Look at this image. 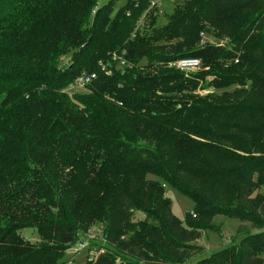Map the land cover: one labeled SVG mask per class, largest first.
Returning a JSON list of instances; mask_svg holds the SVG:
<instances>
[{
	"label": "trees",
	"instance_id": "obj_1",
	"mask_svg": "<svg viewBox=\"0 0 264 264\" xmlns=\"http://www.w3.org/2000/svg\"><path fill=\"white\" fill-rule=\"evenodd\" d=\"M96 1L0 0V264H65L93 221L107 252L88 264H262L264 0H185L161 26L151 0ZM166 186L197 213L177 219ZM198 214L241 238L206 254Z\"/></svg>",
	"mask_w": 264,
	"mask_h": 264
},
{
	"label": "rangeland",
	"instance_id": "obj_2",
	"mask_svg": "<svg viewBox=\"0 0 264 264\" xmlns=\"http://www.w3.org/2000/svg\"><path fill=\"white\" fill-rule=\"evenodd\" d=\"M108 0H97L96 6H100L106 3ZM127 0H115L113 4V11H116L120 7H122ZM185 0H156V4L152 6L150 4V8H153L155 11L156 19L155 23L157 26H161L167 22V16L173 11L174 7L183 2ZM143 26V25H142ZM224 44L226 42L225 39L216 40L214 37L208 34L201 33V39L198 44L204 43H216ZM199 58V55H196ZM117 69L124 70L125 68L130 67V64H121L118 61L114 62ZM209 79V77H208ZM232 89V87L228 88V90ZM69 93L74 91H84L85 87L83 86H73V83L69 84L67 87ZM152 177V176H150ZM252 179H256L255 173L252 174ZM164 193L166 197L170 201V210L171 213L179 220H183L186 213L196 212L193 211L194 203L193 201L186 195L179 192L177 189L166 186L164 188ZM251 196L255 197V204H258L259 201L264 198V185H259V187L251 193ZM252 211L255 210L256 205H252ZM197 213V212H196ZM133 223H138L143 220V214L139 211L134 214ZM255 216V214H252ZM199 214L197 219L195 218L194 223L198 226H209L208 229L201 230V235L196 243L201 245L206 254L212 253L216 250L222 249L226 246L232 245L239 241L241 236H236V228L239 224L235 219H226L221 215H212L206 218L199 219ZM246 223V222H245ZM249 228L250 232L255 233L254 238H263L264 237V226H259L258 224L250 223ZM139 229V225L137 227ZM104 228L102 227V223L98 221H93L92 224L89 225L86 229L80 230V241H84L85 247L82 249H76V245L70 250L67 251L64 255V259H68L65 264H88L91 261L95 260L99 254H103L107 252L105 249V241L103 239ZM22 237L27 239L33 245H36L39 242V236L36 232L35 227H26L20 231ZM110 260H107V263L116 264L119 262V255L110 252L108 255ZM262 264H264V252L261 255Z\"/></svg>",
	"mask_w": 264,
	"mask_h": 264
},
{
	"label": "built area",
	"instance_id": "obj_3",
	"mask_svg": "<svg viewBox=\"0 0 264 264\" xmlns=\"http://www.w3.org/2000/svg\"><path fill=\"white\" fill-rule=\"evenodd\" d=\"M150 4L152 6H154L156 4V0H151ZM112 61L114 62H119L121 64H129L121 54L117 55V54H113L112 55ZM168 66H172L175 67L183 72L186 73H190V72H195L199 69L200 67V60L197 58H180L174 62H170L168 63ZM104 68V66L102 67V69ZM92 79V75L91 74H87V73H81L80 75H78L75 80L73 81V86H83L85 87L88 83L91 82ZM198 93L200 95H204L206 93H208L207 90H198ZM194 216V215H193ZM85 247V243L84 241H79L78 243H76V249H82Z\"/></svg>",
	"mask_w": 264,
	"mask_h": 264
}]
</instances>
